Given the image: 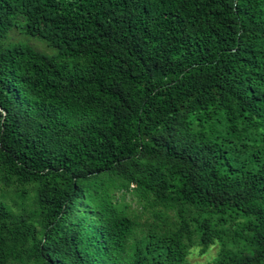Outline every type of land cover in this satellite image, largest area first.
<instances>
[{"label":"trees","instance_id":"trees-1","mask_svg":"<svg viewBox=\"0 0 264 264\" xmlns=\"http://www.w3.org/2000/svg\"><path fill=\"white\" fill-rule=\"evenodd\" d=\"M215 242L264 264V0H0V264Z\"/></svg>","mask_w":264,"mask_h":264},{"label":"rangeland","instance_id":"rangeland-1","mask_svg":"<svg viewBox=\"0 0 264 264\" xmlns=\"http://www.w3.org/2000/svg\"><path fill=\"white\" fill-rule=\"evenodd\" d=\"M10 42H26L31 44L36 49L41 50L43 53H47V54L54 53V49L49 47L48 44L43 39L25 34L20 27H13L9 31V36L8 39L6 40V43L9 44ZM127 200H131V199L128 198ZM131 205L134 212L140 214L141 212L140 206L135 202H132ZM146 219H147V215H140L139 220L141 223L145 222ZM217 250H218V245L216 242L212 244L208 248V250L203 254L199 252L198 247L193 246L188 249V254L186 256V259L191 264L204 263L212 260L216 255Z\"/></svg>","mask_w":264,"mask_h":264}]
</instances>
